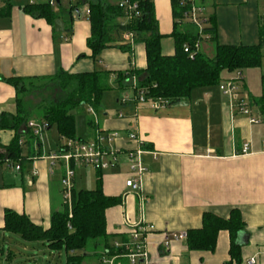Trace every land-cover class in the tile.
<instances>
[{
	"label": "crops",
	"instance_id": "1",
	"mask_svg": "<svg viewBox=\"0 0 264 264\" xmlns=\"http://www.w3.org/2000/svg\"><path fill=\"white\" fill-rule=\"evenodd\" d=\"M5 1L0 0V8ZM200 2L206 17H216L220 45L257 46L260 29H264V0ZM21 6L24 5L13 4L11 15L0 18V116L17 112L18 96L7 79L21 78L43 87L49 82L44 81L46 78L61 70L70 74L108 71L116 75L145 69L141 43L131 46L132 53L106 49L95 63L87 44L91 23L85 11L84 21L81 11L77 16L72 14L68 28L69 16L52 25L27 15ZM154 6L160 34L171 35V0H154ZM57 8L52 7L55 13ZM162 48L165 55H173L171 39L165 38ZM134 79L125 84L130 90ZM121 99L122 96L116 98L115 114L104 112L101 118L95 111L88 112L92 115L88 121L90 133H77L83 140L95 143L108 132L119 135L114 143L104 146L116 150L117 164L103 170L101 177L105 195L121 197V203L106 212L111 243L126 238L127 222L144 221L153 226L147 237L152 264H225L230 259L227 232L220 233L215 253L189 252L186 240H176L174 236L199 228L207 211L228 218L231 210L238 209L245 222V230L237 237L242 248L240 264H250L252 259L255 264H264V125L250 124L248 116L240 114L218 87L197 90L189 101L172 107L122 103ZM254 105L259 113L256 116L260 115V108ZM91 120L94 125H90ZM133 134L136 139L131 141L129 136ZM14 136L13 131H0V144H10ZM40 140V151L36 150V156L26 159L23 165H0V229L5 227L4 216L9 209L26 214L45 230L51 226L52 214L64 209V166L61 163V169L60 162L50 157L62 154L67 141L59 137L56 151L48 153L45 139ZM246 144L248 151L243 154ZM134 149L141 150L139 161L146 169L140 192L126 187L132 175L128 157ZM93 174L95 179L88 171L76 169L74 189L87 188L91 180L96 185L95 169ZM3 239H7L6 234ZM102 252L100 249L98 257Z\"/></svg>",
	"mask_w": 264,
	"mask_h": 264
},
{
	"label": "trees",
	"instance_id": "2",
	"mask_svg": "<svg viewBox=\"0 0 264 264\" xmlns=\"http://www.w3.org/2000/svg\"><path fill=\"white\" fill-rule=\"evenodd\" d=\"M118 0H71L69 3L70 28L72 14H77L81 8L87 7L91 23V35L88 48L92 51L91 58L96 63L106 49L122 50L132 53L131 45L122 41L124 33L135 35V43H141L145 49V69L117 72L113 75L108 71H92L88 73L70 74L61 70L55 76L44 81L55 82L61 92L58 101L42 100L32 104L29 99L42 87L35 86L34 81L11 78L6 81L16 90V110L14 114L4 113L0 116V131L10 130L15 136L10 144H0V165L7 162L23 165L29 157H35L40 138L29 128L30 115L33 108L42 110L39 124L48 130L56 127L58 136L66 141H85L77 136V122L73 112L77 107L86 106L96 113L101 108L105 95L114 84L124 89V84L133 76L139 79L140 89L145 91V103H158L172 107L182 101H189L192 94L203 88L218 87L230 75L243 73L247 69H258L262 66L264 57V29H260V39L257 46H222L218 42L216 17H207L208 22L203 28L205 40L214 47V56L207 57L199 51L200 45L197 29L186 21L187 9L181 5V0H171L172 18L174 19L172 34H160L155 16L153 0L138 1L142 16L129 23H123L124 11L117 6ZM58 13L50 6L49 0H39L35 3L21 6L22 11L32 17L45 19L54 25L62 15V2L57 3ZM13 3L5 1L0 8V18L9 17ZM71 16V17H70ZM169 38L173 41V55L163 53L162 41ZM189 49L186 53L185 50ZM193 55V56H192ZM192 56V57H191ZM263 92L260 98L250 94L253 106L260 108L264 117V75L261 76ZM245 91V87H243ZM33 98V97H32ZM38 99V98H34ZM94 125L91 120L90 125ZM109 134V132L107 133ZM87 142V141H85ZM149 147V146H148ZM134 149L132 153L136 152ZM116 151V150H115ZM102 171H96V185L92 190L73 188L72 212L67 204L64 209L52 214L51 226L43 229L32 223L26 214H18L7 210L4 216L5 227L0 229V246L3 245L4 234H16L28 242H43L52 252L66 254V264H81L90 250L110 247L111 241L107 234L106 212L121 203V197L106 196L102 189ZM228 218L219 217L211 212L202 216L199 228L189 230L186 245L189 252L215 253L218 237L222 231L229 235V261L225 264H240L242 262L241 246L237 243L238 234L245 229V222L240 210H231ZM97 251V250H96ZM93 252V251H92ZM95 255L97 254L94 253Z\"/></svg>",
	"mask_w": 264,
	"mask_h": 264
},
{
	"label": "built area",
	"instance_id": "3",
	"mask_svg": "<svg viewBox=\"0 0 264 264\" xmlns=\"http://www.w3.org/2000/svg\"><path fill=\"white\" fill-rule=\"evenodd\" d=\"M38 0H31L34 3ZM147 1V0H144ZM246 1V0H243ZM50 6L57 8V0H49ZM117 6L120 7L124 13L125 18L123 23H129L131 20H136L142 16V12L138 1L131 0H118ZM181 5L187 9L188 13L185 14L186 22L194 26L199 32L200 39H205L202 32L203 28L208 22V18L204 15V6L200 0H181ZM85 9V16L89 17L90 11L87 7ZM122 41L125 44L133 46L135 43V35L132 33L122 34ZM199 49V45H196ZM188 48L185 52H188ZM193 56V55H192ZM191 56V57H192ZM135 83L133 84L131 91L132 96L127 94L122 96V103H145V91L140 89L137 78L135 77ZM244 82L243 73L237 72L234 77L221 82L219 88L222 94L228 98L238 109V112L244 116H248L249 123L252 125H264L263 115L255 116L251 113V109L254 107L249 97L248 100L242 98L241 92L243 87L241 83ZM153 107H161L158 103H152ZM89 113L94 114V110L90 109ZM121 116V114H120ZM29 128L33 130L34 134L39 138L41 137L45 127L37 122H29ZM119 138L117 133L106 134L105 137L100 135L98 142H85V141H67L63 153L59 156H51L53 161H60L65 168L63 177V194L64 201L70 210V217L72 212V199L74 188V176L76 169L81 167H91L96 171L107 170V168H113L116 163V151L111 147H104L106 143L108 145L114 143ZM129 139L134 141L136 136L130 135ZM264 143V141H263ZM249 145H244L242 153H247ZM141 150H137L134 153L129 154L128 161L131 164V178L126 182V187L134 192H140L142 175L146 171L143 164L139 161V155ZM106 157H110V161H105ZM17 170H21V167L17 166ZM127 236L122 242H113L110 247L104 248L102 254L99 257V261L103 264H152L149 261V252L147 247V237L151 234L153 226H148L144 221L137 222V224H130L127 222ZM176 240H185L187 234H180L174 236ZM255 259L250 261V264H255Z\"/></svg>",
	"mask_w": 264,
	"mask_h": 264
},
{
	"label": "rangeland",
	"instance_id": "4",
	"mask_svg": "<svg viewBox=\"0 0 264 264\" xmlns=\"http://www.w3.org/2000/svg\"><path fill=\"white\" fill-rule=\"evenodd\" d=\"M30 0H11V2L15 5H25L28 4ZM154 2V0H153ZM62 15L57 21H62L63 16H69V0H62ZM82 20H85L84 11L85 9L81 8ZM205 15V14H204ZM74 16H77L75 13ZM206 16V15H205ZM63 22V21H62ZM188 23V22H187ZM202 46V51L204 54L212 58L214 56V47L211 45L210 42L203 39L200 43ZM167 53V51L165 50ZM264 58V57H263ZM245 73V80L241 83V87L246 85L245 91L241 92V96L244 99H250V94L254 98H260L263 87H261V76L264 75V59L262 61V66L258 69H247L244 71ZM134 77V76H133ZM125 84H128L127 82ZM124 89H119L116 85H112L111 89L105 95L104 101L101 104V108L96 113V117L103 118L104 112H110L111 114H115L116 112V98L118 96H123L125 94L132 96V92L129 87L125 86ZM250 92V93H249ZM33 97V98H32ZM32 97L29 99L31 100L32 104H38L42 100H49V101H58L61 97V92L58 88L57 83L55 82H47L45 86L40 89V91L35 92ZM38 98L35 99L34 98ZM88 109L86 106L77 107L76 110L73 112V115L76 118L77 122V133L79 136H83L87 133H90L89 127V120L92 116L89 114ZM258 109L252 108L251 113L256 116ZM43 112L39 108H33V112L30 115V120L40 121L42 119ZM258 116V115H257ZM41 138H44L46 141V152L56 151L59 137L57 133L56 127H52L48 130L43 131ZM108 160V159H106ZM105 160V161H106ZM60 162V161H59ZM60 162V168L61 167ZM64 169V170H63ZM62 171H65L63 167ZM78 170H85L88 171L92 178L95 179L93 174V168L91 167H81ZM95 187V184L89 182L87 184V188H83L86 190H91ZM79 189V187H77ZM6 240L4 241L3 245L0 246V264H66V254L64 251L60 253L50 251L43 242H28L26 240H22L16 234H6ZM97 250V251H96ZM90 250V254L83 258L81 264H102L99 261L98 252L99 249ZM93 251V252H92ZM97 254L95 255L94 253Z\"/></svg>",
	"mask_w": 264,
	"mask_h": 264
},
{
	"label": "water",
	"instance_id": "5",
	"mask_svg": "<svg viewBox=\"0 0 264 264\" xmlns=\"http://www.w3.org/2000/svg\"><path fill=\"white\" fill-rule=\"evenodd\" d=\"M39 147V146H38Z\"/></svg>",
	"mask_w": 264,
	"mask_h": 264
}]
</instances>
